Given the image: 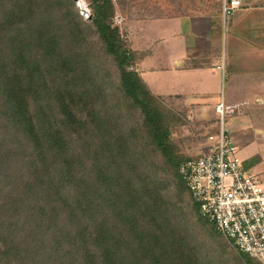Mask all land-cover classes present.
I'll use <instances>...</instances> for the list:
<instances>
[{"label": "trees", "instance_id": "16d2710c", "mask_svg": "<svg viewBox=\"0 0 264 264\" xmlns=\"http://www.w3.org/2000/svg\"><path fill=\"white\" fill-rule=\"evenodd\" d=\"M0 0V264H259L178 172L185 156L115 12Z\"/></svg>", "mask_w": 264, "mask_h": 264}, {"label": "crops", "instance_id": "0c3cea01", "mask_svg": "<svg viewBox=\"0 0 264 264\" xmlns=\"http://www.w3.org/2000/svg\"><path fill=\"white\" fill-rule=\"evenodd\" d=\"M131 3L119 10L121 33L153 94L211 128L221 97L237 104L236 115L263 113L264 0H242L224 23L215 0Z\"/></svg>", "mask_w": 264, "mask_h": 264}, {"label": "built area", "instance_id": "2783aa9c", "mask_svg": "<svg viewBox=\"0 0 264 264\" xmlns=\"http://www.w3.org/2000/svg\"><path fill=\"white\" fill-rule=\"evenodd\" d=\"M215 1L224 23L242 0ZM114 19L120 25L117 12ZM237 109V104L222 97L216 102L215 129L207 134L200 154L180 162L178 172L201 215L221 237L232 248L264 264V180L244 168L237 156L238 146L228 134V119Z\"/></svg>", "mask_w": 264, "mask_h": 264}, {"label": "rangeland", "instance_id": "374dc122", "mask_svg": "<svg viewBox=\"0 0 264 264\" xmlns=\"http://www.w3.org/2000/svg\"><path fill=\"white\" fill-rule=\"evenodd\" d=\"M74 2L79 15H81L83 19H88L90 14L86 0H74ZM116 12L119 15V11L117 10ZM113 24L116 26L119 25L115 22L114 18ZM118 27L121 31V24ZM130 69L134 70L133 67ZM160 100L164 109L172 113L170 118L173 125L170 131L178 148L185 156L200 154L204 148L207 134L212 132L215 126L211 128L207 120H201L192 116L186 109L177 107L171 100H166L165 98H160ZM263 113L259 112L258 114L249 111L244 115L234 114L230 116L227 124L228 134L232 141L238 146L237 156L244 168L261 180H264ZM228 246L235 250L229 244Z\"/></svg>", "mask_w": 264, "mask_h": 264}]
</instances>
